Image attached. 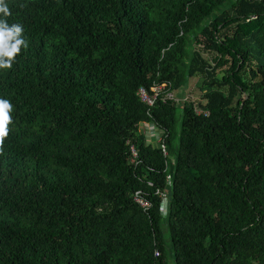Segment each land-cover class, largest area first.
<instances>
[{
  "label": "trees",
  "instance_id": "trees-1",
  "mask_svg": "<svg viewBox=\"0 0 264 264\" xmlns=\"http://www.w3.org/2000/svg\"><path fill=\"white\" fill-rule=\"evenodd\" d=\"M7 3L29 46L0 70V264H264V0ZM190 79L202 103L137 95Z\"/></svg>",
  "mask_w": 264,
  "mask_h": 264
},
{
  "label": "built area",
  "instance_id": "built-area-1",
  "mask_svg": "<svg viewBox=\"0 0 264 264\" xmlns=\"http://www.w3.org/2000/svg\"><path fill=\"white\" fill-rule=\"evenodd\" d=\"M137 95L142 103L146 104L148 107H154L155 103L161 102L166 103L167 101L172 102L176 105L182 106L188 103L191 98L187 96L180 97L175 92L172 91L170 84H160L153 86L149 91L146 89H138ZM198 115H202L207 117L209 114L208 112L197 110L195 111ZM146 136L150 140V143L155 141L158 145H160L164 155L166 157L169 156V152L167 150V145L165 141V137L162 136V130L158 129V126L154 123L146 124ZM129 153H130V162L137 166L138 160L137 159V152L135 147L130 143L129 144ZM168 185H171V178H168ZM152 187V184H149ZM156 196H158L162 200V207H161V215L166 218L169 213V193L168 191H157ZM134 203L144 212L148 213L151 211L153 204L152 202L146 198V196L142 192H137L134 195ZM160 255L159 251H155V256L158 257Z\"/></svg>",
  "mask_w": 264,
  "mask_h": 264
},
{
  "label": "clouds",
  "instance_id": "clouds-1",
  "mask_svg": "<svg viewBox=\"0 0 264 264\" xmlns=\"http://www.w3.org/2000/svg\"><path fill=\"white\" fill-rule=\"evenodd\" d=\"M22 7V6H21ZM12 15L7 0H0V70H9L22 50L28 48L24 27L20 23H8ZM14 106L8 99L0 98V156L5 153V141L11 132Z\"/></svg>",
  "mask_w": 264,
  "mask_h": 264
},
{
  "label": "rangeland",
  "instance_id": "rangeland-1",
  "mask_svg": "<svg viewBox=\"0 0 264 264\" xmlns=\"http://www.w3.org/2000/svg\"><path fill=\"white\" fill-rule=\"evenodd\" d=\"M204 57L208 58L207 55H205ZM198 85H199L198 79H190L187 82V85H186V88L184 91V96H187V98L190 97L191 101H193L195 104L203 102V100H202L203 93L199 90ZM177 112H178V117H177L176 130H177V133L180 134L181 133V125H182V116H183L182 109H178ZM152 144L158 145L157 143H155V141H153ZM178 148H179V138L175 137L173 139V143L171 145V148L169 149L171 161L176 160ZM165 238L167 239L166 232H165ZM170 264H172L171 260H170Z\"/></svg>",
  "mask_w": 264,
  "mask_h": 264
},
{
  "label": "crops",
  "instance_id": "crops-1",
  "mask_svg": "<svg viewBox=\"0 0 264 264\" xmlns=\"http://www.w3.org/2000/svg\"><path fill=\"white\" fill-rule=\"evenodd\" d=\"M184 91H185V88H184V90H180V92H177L176 94H177L178 96H182V97H184Z\"/></svg>",
  "mask_w": 264,
  "mask_h": 264
}]
</instances>
